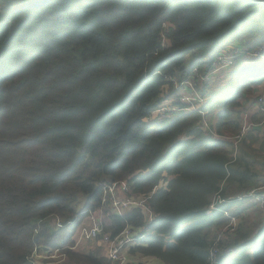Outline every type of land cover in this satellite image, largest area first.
<instances>
[{"label": "trees", "instance_id": "16d2710c", "mask_svg": "<svg viewBox=\"0 0 264 264\" xmlns=\"http://www.w3.org/2000/svg\"><path fill=\"white\" fill-rule=\"evenodd\" d=\"M261 44L264 0H0V264H34V246L112 264L94 243L126 227L145 235L131 253L209 264L225 222L205 214L212 197L248 193L258 177L231 164L223 137L238 135L240 99L264 84V58L241 61ZM229 47L242 53L228 74L236 93L218 110L206 84L205 103L179 100L173 83L210 79ZM163 107L195 111L158 117ZM199 112H215L207 131ZM118 183L143 206L104 214L100 236L80 238ZM240 224L216 264H264V224L252 237Z\"/></svg>", "mask_w": 264, "mask_h": 264}, {"label": "rangeland", "instance_id": "374dc122", "mask_svg": "<svg viewBox=\"0 0 264 264\" xmlns=\"http://www.w3.org/2000/svg\"><path fill=\"white\" fill-rule=\"evenodd\" d=\"M230 48L231 47H229V49ZM242 48L244 49V47ZM239 51H240L239 48L238 49L231 48V50H229V53H228L226 49L224 51L225 53L218 56L217 61H215L214 63L216 64V67L219 68V70H217L213 75H211L210 79L206 77L193 79V83L191 84L193 88V92L187 93L184 90H181V91L179 90V93H180L179 100H181L182 98H191L192 100H194L195 96L197 95V91H196L197 88L203 89L205 88V84H206V88H207L206 91L208 93V96L206 98V103L212 97L215 100L216 108L214 109L218 110L228 99H230L236 93L238 83L229 84L228 74L230 70H233V68L230 65L233 57L234 56L237 57L240 54H242ZM252 58H264V44L257 46V48L252 53H247L244 57H242L241 61H247ZM262 85L264 84H261L259 87L255 88L254 94L246 95L242 97L240 99L241 106L238 108V110L241 112L240 113L241 121H242L243 115H245L243 117L245 121H242L240 130L242 128H248V132L252 133V136H253L250 144H252L254 147H249V146L244 147L243 143L241 142L238 143L236 146H234L235 144L234 145L231 144L233 148V155L231 154V158H232L231 164L237 163L239 159L240 160L244 159L246 163L249 165L250 169L254 172H255V166L260 165L261 161H264V112L256 107L258 99L264 100V88L262 87ZM171 101L172 99H170L169 96H166L165 101L163 102L164 103L163 105L169 106L171 105L170 104ZM201 101H204L205 103V99H201ZM187 103H189V101H187ZM172 109H177V108L163 107L160 110L161 113L158 117H164L165 116L164 113L172 111ZM214 114L215 112L210 113L208 115L205 114V116L203 117V120L207 124L208 127H209V124L214 123L213 117H212ZM204 129L206 130L205 127ZM126 189L128 192H130L128 186H126ZM263 191H264V181H261V185L259 187H257L256 189L252 191H247L248 193L242 190L239 192H227L226 197H222L218 195L219 199H225V200L231 199V200H234V203L224 204L225 206H229L227 207L228 209L226 210V215L220 213L225 222L221 226L214 227L212 229L214 231H213V235L211 233V236L213 237L214 241H213V247L211 248V253L214 258L216 257L218 258L219 255L221 254L220 253L221 248L219 247L223 242H225V246H229L231 244V241L229 239L232 238L231 236L232 230L238 223L235 217L236 213L233 212V210L235 209V205L233 204H238L243 201H247L248 203V199L257 197V199H259V204L257 207L258 211L256 209L255 211L252 209L251 212L252 213L253 211L255 213L259 212L260 214L264 216V204H260V197L264 195ZM116 192H118V196L120 200L133 199V201H135L136 203L135 205H133V209L138 208V205H140L141 202L144 201L143 197L129 196L130 197L129 198L128 195L125 193L126 190L122 189L121 187H118L116 189ZM259 193H262V194H259ZM83 200H84L83 197L79 196V201L76 204L77 209L82 208ZM217 200H218L217 196H214L211 199L210 204L212 202H215V204L216 203L218 204ZM131 209H132L131 206H129L128 208H124L122 209L121 214H125V212H128ZM105 210L107 209L103 210L104 214L109 212V210L108 211H105ZM256 216L252 218V220H254L255 222H257L258 217L259 218L261 217L259 215H256ZM245 219H247V217H245ZM259 229L260 227L258 229L253 228V231L256 232ZM243 230H245V228H243ZM135 232L138 233V230H135ZM219 235H223V236L219 237ZM102 236L103 234L100 237L102 241L99 240L96 243H94L93 248L94 249H96V247L101 248L99 253H101L104 257H106L108 261H110L108 259V252L106 253V243L109 245L110 239L108 238V235L104 237ZM77 245L78 244H76L73 249H75ZM136 246H138V244L132 245L131 243H128V245L124 248L122 253L124 254L125 259L127 260V264H162L160 261L156 259L144 257L141 253H138V252L131 253L129 250ZM34 248L35 246L33 247V251L30 257V260L34 264H73V262L69 261V259L65 257L64 254H61L62 252L58 251L56 254H54L55 251H53L52 253L46 252L45 253L46 256H44L43 253L36 252ZM84 250H89V247L87 248L84 247ZM230 250L231 248H229L228 251ZM228 251H225V252L228 253Z\"/></svg>", "mask_w": 264, "mask_h": 264}, {"label": "built area", "instance_id": "2783aa9c", "mask_svg": "<svg viewBox=\"0 0 264 264\" xmlns=\"http://www.w3.org/2000/svg\"><path fill=\"white\" fill-rule=\"evenodd\" d=\"M214 67L215 68H214L213 73H215L217 70H219V68L216 67V64H214ZM192 83H193V81L191 79H187L182 84H176V83H173V84H174L175 90L179 91V90H183L182 89L183 86H188L189 88H191V90H193L192 85H191ZM195 100H198L201 103L203 102V101H201V99H199L198 95L195 96L194 100H192L191 98H182L181 99V101H183V102L189 101V103H191L192 101H195ZM256 107L264 112V100L258 99ZM172 111H183V112L187 113V112H191V111H195V110H188L187 108H181V109H172ZM199 114H202V123H204L205 128H207L208 126L203 120L205 113L199 112ZM247 132H248V128H242L237 136H234V137L225 136V137H223V139L230 142V143L233 142L232 144L233 145L235 144L234 146H236L240 142V140L242 139L244 134ZM118 187H121L122 189L126 190V192H125L126 194L128 193V191L126 189V185L124 183H118V184H113V185L111 184V185L104 187L103 193H102V200H101V209L98 211L97 216H93V215L89 216L91 221H92V226L89 229H85V228L82 229L81 233H80V238L83 237L85 239H90V238H95V237L100 236V234L102 232V220L104 217V213H103L104 209H107L106 211L109 210L108 213L114 214L116 216H122L123 215V214H121L122 209L128 208L129 206H131L133 208V205L136 204L135 201H133V199L120 200V198L118 196V192H116V189ZM216 196L218 199L217 200L218 204L217 203L215 204V202H212L211 204H209L208 208L205 211L206 215H212L213 213H222V214L226 215V210L220 209L219 206H222L225 203H231V204L234 203V200L219 199V196L218 195H216ZM263 201H264V195L260 197V204H264ZM142 204H143V202H141V204L138 205V207L142 206ZM58 226H60V225L58 224ZM234 228L232 230V233L234 231ZM221 236H223V235H219V237H221ZM144 237H145V235L139 234V231H138V233H136L135 229L130 228V227H126L116 238H114L113 240H110L109 245L106 243V253L108 252V259L112 262V264H127V260L125 259L124 254L122 253L124 248L128 245V243H131L132 245L137 244V242L144 239ZM34 250L36 252H40L37 249V247H35ZM57 252L58 251H55L54 254H56ZM44 256H46V255H44ZM216 263H217V257L214 258L212 256L211 251H210L209 264H216Z\"/></svg>", "mask_w": 264, "mask_h": 264}, {"label": "crops", "instance_id": "0c3cea01", "mask_svg": "<svg viewBox=\"0 0 264 264\" xmlns=\"http://www.w3.org/2000/svg\"><path fill=\"white\" fill-rule=\"evenodd\" d=\"M262 87L264 88V85H262ZM244 116L245 115H243V117ZM243 117H242V121H245ZM240 121H241V117H240ZM242 121H241V123H242ZM248 146L254 147L250 143H248ZM255 170L258 174V177L256 178L255 183L253 185L254 188H252L251 190H254L257 187H259L261 185V181H264V161H261L260 165H256ZM229 192H235V187L231 186ZM263 193H264V191H263ZM259 194H262V193H259ZM258 204H259V199H257V197L248 199V203H247V201H243V202L238 203V204H233V205H235V209L233 210V212L236 213L235 217H236L237 221L241 222V224H240V225H242L241 228H245L246 234L250 233L251 237L257 232V231L254 232L253 228H256V229H258L259 227L261 228L264 224V216L262 214H260L259 212L258 213L254 212L255 209L258 211V209H257ZM236 205H238V206H236ZM252 209L254 210L253 213L251 212ZM256 215L261 216L260 218L258 217L257 222L252 220V218ZM245 217H247V219H245ZM213 231L214 230L211 231L212 234H213ZM229 240L231 241L232 238H230ZM232 251H237V249H231L226 254H229Z\"/></svg>", "mask_w": 264, "mask_h": 264}, {"label": "clouds", "instance_id": "9594fccd", "mask_svg": "<svg viewBox=\"0 0 264 264\" xmlns=\"http://www.w3.org/2000/svg\"><path fill=\"white\" fill-rule=\"evenodd\" d=\"M57 226H58V224H57ZM59 227H61V225H60ZM137 244H138V243H137Z\"/></svg>", "mask_w": 264, "mask_h": 264}]
</instances>
